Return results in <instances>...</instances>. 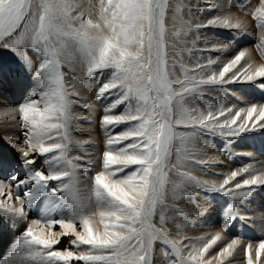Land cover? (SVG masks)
I'll list each match as a JSON object with an SVG mask.
<instances>
[{
  "label": "snow or ice",
  "instance_id": "snow-or-ice-1",
  "mask_svg": "<svg viewBox=\"0 0 264 264\" xmlns=\"http://www.w3.org/2000/svg\"><path fill=\"white\" fill-rule=\"evenodd\" d=\"M252 35L260 63L241 44ZM8 78L20 99L0 94V139L20 156L0 157V196L19 206L0 210L19 224L46 203L0 264H264V238L228 239L264 165L215 167L264 138V0H0V89ZM94 112L102 149L82 138ZM211 194L227 198L222 221L188 235L179 202L206 218Z\"/></svg>",
  "mask_w": 264,
  "mask_h": 264
},
{
  "label": "rangeland",
  "instance_id": "rangeland-1",
  "mask_svg": "<svg viewBox=\"0 0 264 264\" xmlns=\"http://www.w3.org/2000/svg\"><path fill=\"white\" fill-rule=\"evenodd\" d=\"M241 3L245 4L247 6L249 3L253 6H258L259 0H240ZM235 11V9H234ZM237 15L241 16L243 18V14L237 12ZM247 21L249 24H254V22L251 20V17L247 18ZM212 31H219L222 36L228 35V32L225 30H216L213 29ZM253 31L255 32V28H253ZM257 43V37L255 35L246 37L245 40L241 42L242 47H247L252 52L253 59L260 63V56L255 48V44ZM5 60H8L10 54L4 53ZM12 86L10 85L9 88ZM231 88H245L249 89L250 86L248 85H232L229 86ZM8 95V93L6 94ZM231 96V94H229ZM245 100H250V102H260L262 97L259 93V90H254L249 93V95L244 97ZM19 100V98H18ZM231 100H235L234 96H231ZM98 113L94 112L92 115L91 122H85L82 126L87 130L85 133L82 134V138H87V132L90 131L94 138L98 141V148H103V139H104V133L100 129L98 123H96V116ZM96 128L95 133L91 131L90 128ZM209 141L212 140L211 137H208ZM217 147L222 143L220 138H215ZM96 150V148H95ZM211 151V149H208ZM98 151V149H97ZM234 152V158L233 160L229 161L226 157L221 156L220 160L222 161V165H216L215 167L219 169L221 172H227L230 170H235L236 167L247 164V163H254L255 166L259 169L262 165H264V138H260L258 135L256 139H241L239 142H237L232 149ZM247 153H251V156L246 155ZM91 154V153H90ZM98 154H100L98 152ZM202 179H211V176H205L201 175ZM213 195V199L211 202L205 200L203 197H201L197 203L204 206L207 209V216L206 218H197L194 215L195 207L191 202L181 201L179 202V207L182 208L185 212L188 213V215L193 219L196 220V224L193 228H189L186 231L188 232V235L190 236H196L202 234L201 230H212L213 228L216 229L218 227V222L222 221L223 219V209L226 207L227 204V198L223 197L220 194H211ZM5 199V198H4ZM264 194H258L249 211L252 213L251 216L245 218V222L243 223V226H241L240 223H237L236 227L232 228L231 231L228 234V239H232L236 236L243 237L245 241L255 239L258 241L260 238H264ZM63 212L67 213V209H64ZM68 214V213H67ZM66 214V215H67ZM32 216L30 215V218ZM58 217V216H57ZM208 221V222H207ZM212 223V224H211ZM7 225L5 223L0 222V233L1 231H4L6 229ZM59 228H56L57 230ZM175 229L173 228V231ZM2 238V235H1ZM0 238V239H1ZM67 239V237H66ZM67 247H65V246ZM12 245H8L5 253V256H8L10 251L13 247ZM59 249L68 248L70 245H67V242L63 239L62 244L57 245ZM1 248V245H0ZM1 255H0V261H2ZM238 260H243L242 253L238 256ZM25 264H28V262H25Z\"/></svg>",
  "mask_w": 264,
  "mask_h": 264
},
{
  "label": "bare ground",
  "instance_id": "bare-ground-1",
  "mask_svg": "<svg viewBox=\"0 0 264 264\" xmlns=\"http://www.w3.org/2000/svg\"><path fill=\"white\" fill-rule=\"evenodd\" d=\"M10 85L12 87L9 88V90H7V88ZM7 93H8V95H6ZM0 94L5 96L9 102H18L19 101L18 98L20 99V90L17 87V85L12 82V80L10 78L5 80L3 88L0 89ZM90 129L93 133H95L96 128L92 127ZM5 131H14V129L9 128V129H5ZM22 139L23 138H21V142H22ZM90 153L93 156L97 155L98 154L97 148H96V150H95V148H93ZM19 156H20V153L18 152V150L7 139H0V157H2L6 161H13L15 159H18ZM8 191H9V189L5 188V194H7ZM4 198L5 197L0 196V202L13 203L16 206H19V201H16L14 198L12 201H9V200L4 199ZM45 203L46 202L42 198L41 202H39V208H34L31 211L30 215L32 217L30 218V216H29V219L27 221L21 222L19 224H13L11 221V217L8 216L7 214H4L2 212V210H0V222L5 223L7 225L6 229L4 231H1V233H0V238L2 235V238L0 239V245H1L0 255H1V257H3L2 261L7 257V256H5V253L6 254L8 253L6 251V249L8 248L7 246L11 244L12 245L11 247H14L16 244V241L19 239V237L23 234V232L27 229V227L29 225H31V221L33 219H39V217L41 215V210L45 207ZM53 214L59 217V215L61 213H60V210L54 209ZM63 214L66 215L67 213L63 212ZM32 227L34 228V231H39L41 228L44 227V225L43 224L32 225ZM56 228H59V226L57 225ZM58 230L59 229H57V231ZM202 230H204V229H202ZM70 239H71L70 237H67V239H66V237L64 238L65 242H67V245H69ZM56 247H58V246H56ZM65 247H67V246H65ZM16 264H19V261H17ZM28 264H29V262H28Z\"/></svg>",
  "mask_w": 264,
  "mask_h": 264
}]
</instances>
